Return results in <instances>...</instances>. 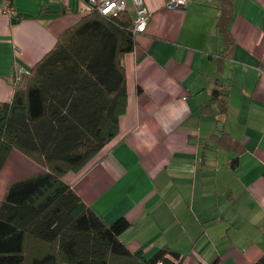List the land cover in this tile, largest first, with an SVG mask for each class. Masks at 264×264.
<instances>
[{
    "label": "crops",
    "instance_id": "crops-1",
    "mask_svg": "<svg viewBox=\"0 0 264 264\" xmlns=\"http://www.w3.org/2000/svg\"><path fill=\"white\" fill-rule=\"evenodd\" d=\"M44 1L13 0L20 16L0 9V100L13 94L14 70L35 64L79 18L56 3L41 11ZM167 1L144 0L151 15L125 55L118 133L66 178L106 222L123 215L132 222L123 238L133 250L150 255L168 244L184 264H213L218 254L219 264H252L264 254V0L233 1L227 57L219 0L173 8ZM217 77L228 93L225 113L213 97ZM236 141L243 150L233 169ZM39 169L13 150L0 198L9 180Z\"/></svg>",
    "mask_w": 264,
    "mask_h": 264
},
{
    "label": "trees",
    "instance_id": "trees-1",
    "mask_svg": "<svg viewBox=\"0 0 264 264\" xmlns=\"http://www.w3.org/2000/svg\"><path fill=\"white\" fill-rule=\"evenodd\" d=\"M55 1L62 13L78 12L79 18L35 64L14 70L13 94L0 100V173L13 150L40 165L9 180L0 198V264H184L185 255L168 244L150 255L131 249L123 233L132 222L124 215L106 222L66 178L86 167L118 133L127 108L125 55L148 26L136 32L129 10L108 15L77 11L72 0ZM233 1L219 0L223 57L235 46L229 24ZM48 3L54 1L41 3V11ZM15 9L13 16H20ZM224 89L217 77L213 97L221 100L219 113L228 106ZM234 146L233 169L243 150L239 142ZM222 261L218 254L213 264ZM252 264H264V254Z\"/></svg>",
    "mask_w": 264,
    "mask_h": 264
},
{
    "label": "built area",
    "instance_id": "built-area-1",
    "mask_svg": "<svg viewBox=\"0 0 264 264\" xmlns=\"http://www.w3.org/2000/svg\"><path fill=\"white\" fill-rule=\"evenodd\" d=\"M60 1V0H59ZM64 4H68L70 0H61ZM78 1V0H77ZM84 5L79 8H83L86 11L90 9H97L103 14L117 15L122 10H130L128 6V0H79ZM134 8V28L137 32H144L147 29L150 20V10L145 4L144 0H131ZM186 0H168L166 2L167 7H179L182 6ZM0 8L9 16H13L16 13V9L11 3V0H0ZM83 11V12H85Z\"/></svg>",
    "mask_w": 264,
    "mask_h": 264
},
{
    "label": "rangeland",
    "instance_id": "rangeland-1",
    "mask_svg": "<svg viewBox=\"0 0 264 264\" xmlns=\"http://www.w3.org/2000/svg\"><path fill=\"white\" fill-rule=\"evenodd\" d=\"M48 1H54V3L53 4H59L57 1H55V0H48ZM79 2L77 1V0H72L71 1V7L72 8H74V9H77V10H79ZM150 15H151V11H150ZM134 30H135V28H134ZM137 32V31H136ZM27 157H29V156H27ZM30 158V157H29Z\"/></svg>",
    "mask_w": 264,
    "mask_h": 264
}]
</instances>
